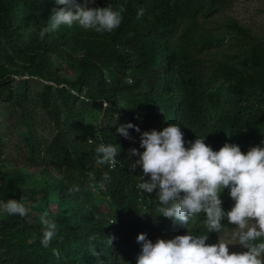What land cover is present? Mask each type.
<instances>
[{
    "label": "trees",
    "instance_id": "obj_1",
    "mask_svg": "<svg viewBox=\"0 0 264 264\" xmlns=\"http://www.w3.org/2000/svg\"><path fill=\"white\" fill-rule=\"evenodd\" d=\"M229 1L135 0L150 15L147 18L144 13L137 18L138 10L125 6L123 0H108L114 8L124 7L123 21L111 40H90L81 44L79 50L84 52V60L80 65V76L78 82L70 85L78 93L86 88L83 100L88 98L94 103L93 100L102 99L110 105L114 104L117 97L127 96L128 88L138 89L142 83L149 86L145 102H137V110H131L127 120L116 118V113L121 109L116 110L110 105L103 115L97 139H100L99 143L120 144L122 150L117 156L115 167L97 163L95 148L87 139L86 143L84 141L82 115L75 108L79 96L67 88L59 89L60 95L56 97L52 88L46 86L39 98L43 109L58 128L53 144L41 150L35 131L34 111L29 107L26 82L13 80L11 91L2 104L11 115L16 116L23 149L27 150L24 162L35 166L43 160L50 169L65 179H70L74 173L88 180L91 172L97 176L103 174L100 177L104 181L105 193L111 200V211L117 217V224L113 233H103L98 228L82 227L74 215L58 211L59 214L47 217L57 223L58 231L50 246L45 248L40 242L43 228L41 237L34 243H28V218L6 214L0 228V264H116L121 255H128V264H135L136 255L140 251V244L137 242L140 233H146L147 238L154 242L158 238L170 239L180 235V223H174L159 212L161 205L156 195L157 190L148 194L137 188L142 170L131 169V164L138 157L130 156V149L140 148V133L130 129L132 139H128L117 131L120 125L133 121L135 112L143 116L142 122H136L141 132L163 130L167 123L178 124L182 131H188L190 135L200 138L207 136L205 142L216 149H220L226 142L239 144L246 152L253 146L264 145V46L254 41L248 42L250 37L234 23L233 27L238 33H244V37H239L235 42L244 56L243 64L240 69L230 68L226 71L229 84H223L208 98L210 101L207 103L196 62L188 55L177 58L170 55V48L165 43L172 33L174 23H186L182 36L190 39L201 18L215 16L228 6ZM14 3L16 7L30 13L40 26L46 25L55 9L53 0H14ZM4 20L5 17L0 15V31ZM128 42L132 46H136L135 43L139 46L134 52V58L117 50L127 47ZM199 43L203 49H210L212 40L201 36ZM103 70L111 74L109 84ZM144 74L146 77H143ZM122 77H130L133 84L121 82ZM172 87L176 90L169 100L167 94L173 90ZM221 97L225 99L222 100ZM62 106L66 109V122L63 125L58 120ZM212 113L214 118L210 115ZM211 119L215 120L214 125L211 124ZM212 136L215 142L212 141ZM10 146L0 139V159H4ZM12 148L19 149L20 146L14 144ZM8 175L16 177L22 174L13 171ZM105 175L110 179L105 180ZM26 177L30 179L32 189L29 190L22 184L9 183L6 190L17 194L28 192L35 202L37 197L41 199L43 205L37 209L42 215L46 213L44 206L49 205L50 201L61 208L60 182ZM2 189L5 190L4 186ZM7 192L1 200L9 199ZM233 203L229 195L223 199L225 210H230ZM223 223L226 226L220 235L235 227L228 224L227 220ZM203 231L204 228L199 234ZM90 236H95L96 239L90 241ZM109 238H112V244ZM218 238V233H210L206 243L215 244Z\"/></svg>",
    "mask_w": 264,
    "mask_h": 264
},
{
    "label": "rangeland",
    "instance_id": "obj_2",
    "mask_svg": "<svg viewBox=\"0 0 264 264\" xmlns=\"http://www.w3.org/2000/svg\"><path fill=\"white\" fill-rule=\"evenodd\" d=\"M79 2L89 8L106 7L109 4L108 0H79ZM123 3L133 9H140L135 0H123ZM53 4L55 8L62 7L56 5L55 0H53ZM144 13L149 18L150 15L146 11ZM0 15L5 17L4 26L0 31V139L7 146L11 145L7 149L4 159H0V200L7 191L9 198L19 200L23 196L25 197L24 202L32 206L26 224V241L34 243L41 237V229L43 228L40 221L42 214L37 209L38 206L43 205L41 199L37 197V202H35L30 198L28 192L17 194L6 190V186L9 183L22 184L30 190L33 185L26 176H31L37 180L50 179L54 183L60 182L62 186L60 191L62 205L60 208V205L58 206L57 203L50 201L49 205L44 206L47 217L59 214L58 211L62 214L66 212V214L74 215L82 227L91 226L102 230L103 233H113L117 224V217L114 211H111V200L105 193L104 181L101 178L103 174L97 176L96 173L91 172L88 180L78 175V173H74L70 179H65L50 169L43 160L35 166L29 165L27 161L24 162L26 160L24 155L27 150L23 149L24 144L21 131L17 128L16 116L11 115L4 108L2 102L6 100L11 91L13 80L26 82L29 107L34 111L33 115L36 120V135L40 149L44 150L53 144L58 128L51 116L43 109L39 98L45 91L46 86L52 88V92L56 93V97L60 95L59 89L67 88V90L79 96L75 108L82 115L84 141L86 143L87 139L88 143L96 148L100 142L97 136L102 125L101 120L110 104L102 99L93 100L94 103L88 98L83 100L86 88L78 93V91L72 90L70 83L78 82L80 76V65L84 60V52L79 50L81 44L90 40L109 41L115 35V30L110 33H97L94 30L83 29L78 24L70 28L63 26L58 32L41 41L38 33L43 26L37 24L33 16L26 10L16 7L14 0H0ZM234 23L250 37L248 42L254 41L256 44L259 43L264 46V0H230L228 6L215 16L209 19L201 18L198 21L194 36L190 39H184L182 36L187 24L174 23L171 28L172 33L165 42L170 48V55L176 58L177 56L188 55L196 62V70L201 77V88L206 94L207 103L210 101L208 98L216 93L223 84H229L226 71L230 68L240 69L243 64L244 56L235 42L239 37H244V33L239 34L233 27ZM201 36L212 40L210 49L201 47L199 43ZM246 39L248 38L246 37ZM135 44L136 46H132L128 42L127 47L118 48L117 50L119 53H127L130 58H134V52L139 47L137 43ZM103 75H105L107 84H109L110 79H112L110 72L103 70ZM143 77H146V75L144 74ZM121 82L129 85L133 84L130 77L126 79L122 77ZM172 89L167 94L169 100L176 90L175 87H172ZM148 92L149 86L144 85V83L140 84L138 89L128 88L127 96L124 98L117 97L114 104L110 105L116 110L121 109L115 117L127 120L130 117V111L137 110L136 103L145 102ZM223 94H225L224 91ZM221 99L224 100L225 97H221ZM108 113L110 114V112ZM210 115L214 118L213 113ZM133 118L131 122L134 124L143 120V116L138 112L134 113ZM58 120L61 125L66 122V109L64 106H62ZM211 124H215L214 119H211ZM183 133L186 142H194L198 138L190 135L188 131H183ZM211 138L215 142L214 136ZM205 143L210 145L209 142ZM12 144L20 146V148L13 150ZM210 146L214 150H219L212 145ZM241 149L246 153L242 146ZM100 167L102 168V166ZM13 171H17L22 175L16 177L8 175ZM3 186L5 190L2 189ZM77 187H79V191L74 190ZM227 195L228 190L226 189L222 193V200ZM5 215L0 214V228ZM202 228H204L202 218H197L190 225V229L196 234H199ZM179 231L180 235H185L188 233L189 228L180 224ZM230 235L231 229L225 230L218 238L217 243L220 238L226 243H230V253L245 250L239 244H235L236 242L230 239ZM116 264H128V255H121Z\"/></svg>",
    "mask_w": 264,
    "mask_h": 264
},
{
    "label": "clouds",
    "instance_id": "obj_3",
    "mask_svg": "<svg viewBox=\"0 0 264 264\" xmlns=\"http://www.w3.org/2000/svg\"><path fill=\"white\" fill-rule=\"evenodd\" d=\"M55 4L62 7L55 8L39 30L41 41L63 26L70 28L77 24L97 33H110L120 27L125 11L123 6L114 8L110 4L89 8L79 0H55ZM144 12L143 8L138 9L137 18ZM129 129L140 133V148L130 149V156L138 157L131 169L142 170L137 188L148 194L157 190L161 215L189 228L185 235L158 238L155 242L146 233H140L135 264H264V145L253 146L245 153L239 144L226 142L214 150L205 143L207 136L186 142L181 126L168 123L163 130L141 132L138 125L129 122L120 125L117 131L132 139ZM121 150L120 144L99 143L95 148L97 163L115 167ZM104 179L110 178L105 175ZM226 189L234 201L230 210L223 207L222 193ZM74 190L79 191V187ZM24 200V196L19 200H0V214L27 219L32 206ZM197 218L203 219L201 234L190 229ZM225 220L235 225L230 239L246 251L230 253L231 244L221 238L218 243H206L210 233H218L220 237ZM40 221L43 225L40 242L47 248L56 237L58 226L46 213ZM95 239L89 237L90 241ZM109 242L112 244V238Z\"/></svg>",
    "mask_w": 264,
    "mask_h": 264
}]
</instances>
